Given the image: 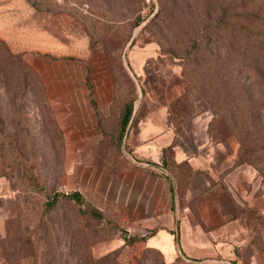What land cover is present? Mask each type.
Masks as SVG:
<instances>
[{
  "label": "rangeland",
  "instance_id": "rangeland-1",
  "mask_svg": "<svg viewBox=\"0 0 264 264\" xmlns=\"http://www.w3.org/2000/svg\"><path fill=\"white\" fill-rule=\"evenodd\" d=\"M28 2L61 19L65 31L73 29L85 51L30 56L0 39V264H121L130 244L120 241L123 229L91 214L89 208L99 209L80 193L79 202L70 195L78 192V170L107 173V125L118 126L129 106L131 125L163 108L172 126L207 112L209 131L237 156L239 138H252V164L242 163L249 179L239 188L251 191L255 210L239 211L252 231L264 224V115L254 108L251 125L245 116L248 103L264 97V52L246 54L245 43L224 39L213 24L226 17L234 30L264 36V0ZM245 16L251 19L242 21ZM256 61L261 76L250 71ZM95 116L101 135L78 134ZM132 254L124 264H167L153 249Z\"/></svg>",
  "mask_w": 264,
  "mask_h": 264
},
{
  "label": "crops",
  "instance_id": "crops-1",
  "mask_svg": "<svg viewBox=\"0 0 264 264\" xmlns=\"http://www.w3.org/2000/svg\"><path fill=\"white\" fill-rule=\"evenodd\" d=\"M0 39L30 56L85 51L73 29L65 31L61 19L37 11L28 0H0ZM104 83L108 99L111 80ZM123 115L117 116L118 126L107 125V173L78 170L73 181L88 203L125 231L121 243L131 239L119 262L130 263L132 253L152 248L165 263L180 257L197 264H264V224L252 231L239 211L255 207L251 191L239 188L249 174L235 164L236 148L209 131L207 112L183 126L170 125L166 108L139 118L137 125L130 116L122 126ZM92 119L90 126H78V134L101 135ZM169 146L165 168L162 151ZM259 209L264 212V203Z\"/></svg>",
  "mask_w": 264,
  "mask_h": 264
},
{
  "label": "trees",
  "instance_id": "trees-1",
  "mask_svg": "<svg viewBox=\"0 0 264 264\" xmlns=\"http://www.w3.org/2000/svg\"><path fill=\"white\" fill-rule=\"evenodd\" d=\"M226 17L223 19V20H220V19H216L213 21V24H220V27L222 28V30L224 31L222 33V37L225 39H228L229 41H232V42H239L241 41V43H245V45L243 46V49L245 51L246 54L248 53H251V55H257L258 53H261L264 52V36L262 35V33L259 32V30H253V29H250V28H246V27H240L238 28V30H234L236 29L234 25H231L229 22H225L226 21ZM251 18L248 17H242V21H249ZM216 26V25H215ZM219 27V26H218ZM217 28V27H215ZM257 64H255V67L253 68H250L251 72H257L258 71V75L261 76V71L258 70V66L261 62L259 61H256ZM249 66H245L244 69H247L248 70ZM257 70V71H256ZM225 80L229 79V75H228V71H225L224 74H223ZM255 108V111H256V114L259 113V114H263L264 115V97L261 98V100L259 102H256V103H248V108L247 111L245 112V116H246V125H251L253 122H252V118H251V114L253 112V109ZM131 112H132V109L131 107H127L125 112H124V115H123V119H122V126H125L128 122V120L130 119V116H131ZM134 119V118H133ZM243 130L246 131V133H250L247 129H244ZM237 133H241L242 132H237ZM247 137V136H245ZM253 139L250 138V139H247L246 138H243V137H240L239 138V143H240V147H239V153H238V156L236 157V161H235V164L236 165H242V163H251V160H250V153L247 151V145L249 144L250 141H252ZM171 158V148L170 146L167 147V148H164L163 151H162V161H161V166L162 167H165L167 166V160ZM70 197L74 200H76L77 202L80 201V194L79 192H73L71 193ZM56 200V196H54L51 201L49 202L50 205L53 204V202ZM87 207H91L90 205L86 204ZM90 210V213L97 216V217H100L103 219H107V217L105 216L104 212L100 211V210H96V209H92V208H89ZM110 218V217H108ZM112 221H114L112 218H110ZM115 222V221H114ZM117 223V222H116ZM124 230H123V235H124ZM122 235V236H123ZM126 239V238H125ZM127 240V243H130L131 242V239H126ZM125 242V240H124ZM147 249H152V248H147ZM155 250V249H153ZM157 251V250H156ZM159 252V251H158ZM160 253V252H159ZM161 254V253H160ZM180 259V257L176 258V260L172 263H167V264H175L178 260Z\"/></svg>",
  "mask_w": 264,
  "mask_h": 264
}]
</instances>
